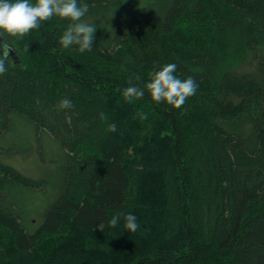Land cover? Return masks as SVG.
<instances>
[{
	"label": "trees",
	"instance_id": "1",
	"mask_svg": "<svg viewBox=\"0 0 264 264\" xmlns=\"http://www.w3.org/2000/svg\"><path fill=\"white\" fill-rule=\"evenodd\" d=\"M78 4L94 16L123 3ZM70 23L0 38L1 129L23 120L63 159L59 197L32 233L11 192L45 183L0 162V264H264V0H156L83 53L59 42ZM170 63L198 85L179 109L144 89ZM130 81L145 94L127 102Z\"/></svg>",
	"mask_w": 264,
	"mask_h": 264
},
{
	"label": "clouds",
	"instance_id": "2",
	"mask_svg": "<svg viewBox=\"0 0 264 264\" xmlns=\"http://www.w3.org/2000/svg\"><path fill=\"white\" fill-rule=\"evenodd\" d=\"M89 11L87 4L80 5L78 0H0V38L5 34L12 37H23L33 29H37L41 22L47 21L56 16L61 19H68L70 23L60 38V44L65 48L72 45H79L78 51H91L93 47V34L96 28L83 20ZM11 47L2 39L0 43V75L6 72V59L9 56ZM177 65L170 63L161 67L160 70L150 73V81L144 85L155 102H165L166 104L179 109L186 102L187 98L196 94L198 85L192 77L181 80L174 73ZM139 80V77L136 78ZM145 92L136 85H131L123 90L122 96L127 102L133 98H142ZM58 107L60 109H70L72 102L62 99ZM137 117L147 119V115L137 112ZM101 119L104 115L101 114ZM109 131H115V125L109 126ZM120 215L111 218L109 225L115 227L120 220ZM124 227L135 232L139 225L134 214L128 213L124 216Z\"/></svg>",
	"mask_w": 264,
	"mask_h": 264
},
{
	"label": "rangeland",
	"instance_id": "3",
	"mask_svg": "<svg viewBox=\"0 0 264 264\" xmlns=\"http://www.w3.org/2000/svg\"><path fill=\"white\" fill-rule=\"evenodd\" d=\"M155 1L122 0V11L119 14L104 13L85 16L82 19L97 29L93 36L104 37L109 34L114 20H119L127 16L129 11L133 12ZM260 55L264 57V47L260 49ZM30 131L23 120L13 121L11 129L6 132L0 127V162L14 168L24 176L45 183L44 188L39 192L20 190L11 192V199L22 213L26 231L32 233L42 224L45 213L59 197L60 176L58 173L63 159L58 143L44 135H33Z\"/></svg>",
	"mask_w": 264,
	"mask_h": 264
},
{
	"label": "bare ground",
	"instance_id": "4",
	"mask_svg": "<svg viewBox=\"0 0 264 264\" xmlns=\"http://www.w3.org/2000/svg\"><path fill=\"white\" fill-rule=\"evenodd\" d=\"M112 7V6H111Z\"/></svg>",
	"mask_w": 264,
	"mask_h": 264
}]
</instances>
